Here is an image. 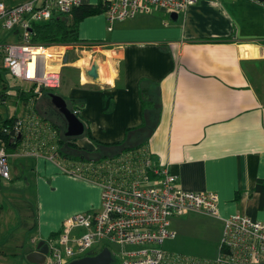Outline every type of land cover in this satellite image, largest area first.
<instances>
[{"label": "crops", "instance_id": "0c3cea01", "mask_svg": "<svg viewBox=\"0 0 264 264\" xmlns=\"http://www.w3.org/2000/svg\"><path fill=\"white\" fill-rule=\"evenodd\" d=\"M1 1L12 6L25 0ZM175 12V19L171 11L136 13L110 28L104 13L83 18L77 26L81 41L64 51L60 88L63 98L84 104L81 115L96 139L120 141L127 128L136 127L127 137L130 146L143 143L182 189L217 195L219 217L200 211L172 217L175 235L163 242L169 254L213 259L219 252L222 218L238 213L264 221V192L255 190L257 180L264 179V5L256 0H200ZM20 32L19 27H0V46L19 42ZM94 43L100 45L96 51L87 46ZM94 62L97 80L86 74ZM142 85L152 104L146 115L139 96ZM10 95L8 84L0 101ZM14 95L13 108L0 121L38 114ZM143 120L145 126L139 127ZM77 137L80 147L94 149L85 136ZM9 153L14 155L11 162L8 158L9 179L23 169L33 176L27 190L33 185L35 193L15 194L18 199L7 191L2 194L12 200L22 220L33 218L28 229L34 234L29 251L16 235L5 238L0 264H35L26 255L38 241L57 235L63 219L99 209L100 188L64 173L44 156Z\"/></svg>", "mask_w": 264, "mask_h": 264}, {"label": "built area", "instance_id": "2783aa9c", "mask_svg": "<svg viewBox=\"0 0 264 264\" xmlns=\"http://www.w3.org/2000/svg\"><path fill=\"white\" fill-rule=\"evenodd\" d=\"M105 5L109 28L136 13L155 10L179 11L200 0H99ZM264 5V1H259ZM81 0H25L8 6L0 0V27L12 31L19 27L20 41L0 46L2 67L28 90L41 93L43 87H58L64 51L76 43L43 45L29 41L31 23H46L56 15L70 14ZM87 45L95 51L100 47ZM49 48L59 53L46 52ZM53 58L57 70H49ZM77 111H74L75 114ZM7 133L15 153L44 156L56 162L57 130L34 111L15 118L12 127L0 129V178L9 179ZM62 171L97 183L100 188L98 210L67 216L58 234L46 241L44 264H66L85 255H93L113 243L133 246L118 254L119 264H259L264 262V221L243 214L223 219L219 252L215 259H196L169 254L163 242L175 233L170 220L188 211H200L219 217L217 195L206 191H188L166 167L158 166L145 146L121 154L74 165Z\"/></svg>", "mask_w": 264, "mask_h": 264}, {"label": "trees", "instance_id": "16d2710c", "mask_svg": "<svg viewBox=\"0 0 264 264\" xmlns=\"http://www.w3.org/2000/svg\"><path fill=\"white\" fill-rule=\"evenodd\" d=\"M104 10H105V5L101 1H99V3L96 5L80 4L74 7L70 14L56 15L46 23L33 22L31 23L28 29L29 30V41L32 44H43V45L79 43L81 41L77 34V26H78L79 21L87 16L95 15L98 13H103ZM1 56H2V52H1ZM7 73L8 72L0 64V81H1V92H2V94L0 93V97L1 95H5V91L7 90L8 84L6 83V79H5V74ZM56 89H58V87H55V88L43 87L41 89V93L45 91H49V93H51V92H54V90ZM49 93H47L48 95L47 100L49 101L50 106L63 117V115L51 103ZM145 94H146V87L142 85L139 88V96L141 100L143 115L144 114L146 115L147 111L150 110L152 106V104L149 103L147 99H145L144 97ZM16 95L25 104H32L33 109L36 111L35 105L40 95L39 93H34L32 90L23 91L19 85L16 89ZM64 99L66 101L67 107L69 108L71 112L77 111L75 115L84 123V126H85L84 132L82 135L85 136L94 145V149L89 150V149L80 147L78 144L75 143L78 137L66 136L65 131L64 133L60 131L58 124H56L52 120H48L47 118L48 116L47 117L45 115L41 116L42 119L47 120L57 130L58 137L55 141L56 143V151H55L56 163L62 169L63 168L65 170L72 169L74 165H78V164L83 165L91 161H97L103 158L114 157V156L121 154L122 152L135 149L138 147H142L144 145L143 143H141L136 146H130L129 143L127 142L128 134L132 130H134L136 127L127 128L125 131V137L120 141L102 142L96 139L91 134V131L86 121L83 119L81 115V110L83 109L84 104L78 103L72 99H67V98H64ZM15 118L16 116H12L10 118L1 120L0 129L3 126H7L8 128H11ZM143 126H145L144 120H143V124L140 125L139 127H143ZM6 141H7V151L10 152V151L15 150L16 145L10 142L11 137H10V134L8 133H7ZM107 149H112L113 152L107 153ZM255 190L259 192H264V179L257 180L256 185H255ZM55 236H56L55 233L51 234L46 241L54 238ZM113 262L114 264H119V258L118 257L113 258Z\"/></svg>", "mask_w": 264, "mask_h": 264}, {"label": "rangeland", "instance_id": "374dc122", "mask_svg": "<svg viewBox=\"0 0 264 264\" xmlns=\"http://www.w3.org/2000/svg\"><path fill=\"white\" fill-rule=\"evenodd\" d=\"M4 31H6V30H4ZM9 40H10V38H9ZM49 50H51V49H49ZM64 68L65 67H62L61 74H60V80L62 79V77H64L63 73L66 72V70H64ZM5 79H6V83L9 84V88L12 91L13 95H10L8 97V99H6L4 101V103H2L0 101V118L7 115V113H4V111L7 112V108H13V106L15 104L14 102L16 101V97L14 95V92H16L15 89L19 85H22V83L20 81L16 80L15 78L10 77L7 74L5 75ZM60 87H62L61 83L59 85V88ZM45 88H48V87H45ZM31 90L33 91V88L29 89V91H31ZM47 93H49V91H45L43 93H40V95L37 99V104H36V107H37L36 111L38 113L37 115H39V116L43 115L45 109H48L47 114H46L48 116L47 117L48 120H52L53 122L58 124L60 131L62 133H64V131L66 130V122L64 121L63 117L50 106V103L47 100L48 99ZM53 93H56V94L63 96V89L62 88L56 89V90H54ZM45 106L47 108H44ZM111 152H113L112 149H107V153H111ZM8 158H9V161L11 162L12 158H14V155H8ZM18 170L20 172L19 173L20 176H18L17 178H15L13 180L0 178V203L3 202V204H1V206H0V223H1V225H0V245L5 240V238H8L10 235H13V236L16 235L18 237V239L21 241V243L24 242V248L29 251L32 249L31 237L33 236L34 232L29 230L28 227L31 226L33 218L32 217L26 218L27 221L22 220V218L20 217L18 209H16V207L12 204V202H10L12 200L9 201V198L8 199L5 198L2 194V192L7 191V192L14 194L13 198L18 199V197L16 196L17 194H25V196H27V194L30 195L32 193L33 194L35 193V189L33 188V185L31 187L32 188L31 190L30 189L27 190L28 186L33 184L32 183V179H33L32 174H30L26 171H23V169H18ZM10 171H11V169H9V173H10ZM26 191H28V192H26ZM30 201L33 202L32 198ZM109 247H110V252H111L113 258H116L122 250H126L129 248L128 246H122V245L117 244V243L110 244ZM214 258H216V257H214ZM110 264H114V262H111Z\"/></svg>", "mask_w": 264, "mask_h": 264}, {"label": "water", "instance_id": "95a60500", "mask_svg": "<svg viewBox=\"0 0 264 264\" xmlns=\"http://www.w3.org/2000/svg\"><path fill=\"white\" fill-rule=\"evenodd\" d=\"M264 1V0H256ZM176 12H171V16L175 19ZM64 18V17H63ZM67 56L64 58L66 61ZM86 74L92 79L97 80L99 76L98 64L94 62L87 69ZM49 97L53 106L63 115L66 122V136H81L84 132V123L67 107L65 99L56 93H49ZM48 252V244L45 240H40L35 249L26 255V259L35 264H44L46 254ZM113 262L112 254L108 247H103L101 251L93 255H85L80 258L73 259L66 264H110Z\"/></svg>", "mask_w": 264, "mask_h": 264}, {"label": "bare ground", "instance_id": "6f19581e", "mask_svg": "<svg viewBox=\"0 0 264 264\" xmlns=\"http://www.w3.org/2000/svg\"><path fill=\"white\" fill-rule=\"evenodd\" d=\"M49 49H50V48H49ZM49 49L46 50V52H52V51H54L53 49H51V50H49ZM51 59H52V58H48V59H47V64H48L47 66H48V69H49V70H56L55 68H52V64H51V61H52V60H51Z\"/></svg>", "mask_w": 264, "mask_h": 264}]
</instances>
